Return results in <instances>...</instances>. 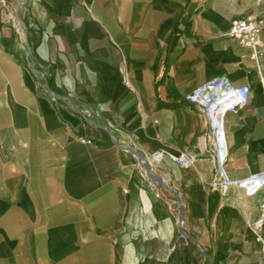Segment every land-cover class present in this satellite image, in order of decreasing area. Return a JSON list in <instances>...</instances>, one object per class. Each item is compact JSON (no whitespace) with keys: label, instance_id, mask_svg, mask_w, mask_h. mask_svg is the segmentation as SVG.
Masks as SVG:
<instances>
[{"label":"crops","instance_id":"1","mask_svg":"<svg viewBox=\"0 0 264 264\" xmlns=\"http://www.w3.org/2000/svg\"><path fill=\"white\" fill-rule=\"evenodd\" d=\"M250 15L260 59L229 34ZM217 79L251 90L228 175L262 173L264 0H0V264H264V188L213 186L187 99Z\"/></svg>","mask_w":264,"mask_h":264},{"label":"built area","instance_id":"2","mask_svg":"<svg viewBox=\"0 0 264 264\" xmlns=\"http://www.w3.org/2000/svg\"><path fill=\"white\" fill-rule=\"evenodd\" d=\"M262 21L256 15L233 20L229 32L230 36L238 40L245 47L251 50L254 58L262 57V41L260 34ZM250 87L233 86L227 80L217 79L208 82L195 89L187 95V99L196 105L199 111L205 114L209 122L208 139L210 142L211 155L216 162L218 175L213 183L215 188L222 192L230 186L243 189L246 194L253 196L264 188V172L253 174L245 178L232 179L228 175L226 168L228 160V144L225 129V116L229 112L239 113L250 101ZM55 98L60 96L51 91ZM86 119L90 118V113L83 110ZM169 155L175 162L183 167L192 165L197 156L190 151H182L178 154L168 150H161L155 154V160L160 161L164 156ZM256 239L262 244L264 256V198L261 202V213L252 223Z\"/></svg>","mask_w":264,"mask_h":264},{"label":"bare ground","instance_id":"3","mask_svg":"<svg viewBox=\"0 0 264 264\" xmlns=\"http://www.w3.org/2000/svg\"><path fill=\"white\" fill-rule=\"evenodd\" d=\"M143 161V164H145V167H147L148 168V173H149V176L151 175V177L152 178H155V177H157V176H155L156 174H157V171H155L154 170V168L152 167V166H148L146 163L148 162H146V160L144 159V160H142ZM146 170V169H145ZM160 183V182H159Z\"/></svg>","mask_w":264,"mask_h":264}]
</instances>
